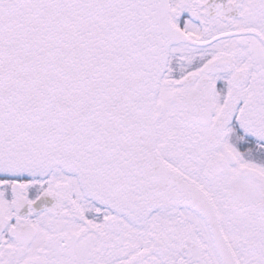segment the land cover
Segmentation results:
<instances>
[{
  "label": "snow or ice",
  "instance_id": "6c2138e0",
  "mask_svg": "<svg viewBox=\"0 0 264 264\" xmlns=\"http://www.w3.org/2000/svg\"><path fill=\"white\" fill-rule=\"evenodd\" d=\"M0 264H264V0H0Z\"/></svg>",
  "mask_w": 264,
  "mask_h": 264
}]
</instances>
